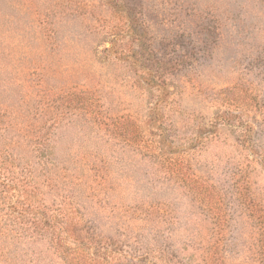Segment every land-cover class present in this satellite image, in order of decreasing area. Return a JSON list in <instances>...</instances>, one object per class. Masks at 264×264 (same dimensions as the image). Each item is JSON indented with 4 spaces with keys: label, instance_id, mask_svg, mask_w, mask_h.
Listing matches in <instances>:
<instances>
[{
    "label": "rangeland",
    "instance_id": "1",
    "mask_svg": "<svg viewBox=\"0 0 264 264\" xmlns=\"http://www.w3.org/2000/svg\"><path fill=\"white\" fill-rule=\"evenodd\" d=\"M256 153L264 0H0V264H264Z\"/></svg>",
    "mask_w": 264,
    "mask_h": 264
},
{
    "label": "trees",
    "instance_id": "2",
    "mask_svg": "<svg viewBox=\"0 0 264 264\" xmlns=\"http://www.w3.org/2000/svg\"><path fill=\"white\" fill-rule=\"evenodd\" d=\"M100 32H98V34H99ZM105 51H107V50H105ZM110 52V51H109ZM113 52V51H112ZM113 55H115V53L113 52ZM126 56V54L123 56V57H125ZM115 57H116V55H115ZM119 57V56H118ZM118 57H116V59L117 60H120ZM127 58L130 60V58H132V52L131 51H129V55L127 54ZM256 154H260V153H256ZM261 155V154H260ZM259 159H260V162H264V156H259Z\"/></svg>",
    "mask_w": 264,
    "mask_h": 264
}]
</instances>
